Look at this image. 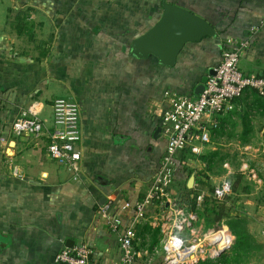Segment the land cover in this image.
Wrapping results in <instances>:
<instances>
[{"label":"crops","instance_id":"obj_1","mask_svg":"<svg viewBox=\"0 0 264 264\" xmlns=\"http://www.w3.org/2000/svg\"><path fill=\"white\" fill-rule=\"evenodd\" d=\"M203 1L201 11L181 5L228 29L217 38L188 44L177 64L165 67L154 56L138 59L130 54L132 41L159 16L154 11L149 15L147 0H0V264H61L56 255L70 247V240L73 246H88L98 264H126L119 233L103 219L101 207L110 202L118 212L146 194L166 150L159 118L173 97L196 95L221 62L228 34L251 42L241 58L242 71L264 76V0ZM25 6L55 17L51 51L41 60L21 49L23 37L6 28L9 8ZM59 97L81 104L83 159L77 178L50 156L47 137L37 141L11 132L15 119L34 103L51 127L52 105ZM237 102L251 109L254 100L246 92ZM252 112L250 142L242 143L243 124L236 117L241 132L232 136L235 141L223 133L213 138L235 142L240 154L257 150L255 129L262 128L264 139V116ZM211 143L201 154L192 153L195 158L178 153L172 187L177 196L192 175L193 188L208 193L219 165L232 173L227 158L231 148ZM241 170L253 171L247 163ZM197 211L200 217L201 208ZM121 213L128 222L132 209ZM155 217L151 214L136 229L134 245L141 252L136 264H164ZM252 221L264 225V206L249 217ZM195 225L204 226L201 217ZM249 230L264 243L259 231Z\"/></svg>","mask_w":264,"mask_h":264},{"label":"built area","instance_id":"obj_2","mask_svg":"<svg viewBox=\"0 0 264 264\" xmlns=\"http://www.w3.org/2000/svg\"><path fill=\"white\" fill-rule=\"evenodd\" d=\"M250 46L251 42L242 36L228 34L223 37L221 62L214 68L215 74L207 77L203 92L195 96L177 94L170 107L160 115L166 150L146 194L134 204L126 202L118 212H114L110 202L102 205L103 219L119 233L124 263L136 264L140 258L141 252L134 245L136 229L151 214H155L154 222L161 230L160 250L164 253V264H196L206 258L217 259L234 246L236 238L227 225H216L215 229L208 231L204 230V226H196L199 211L180 208L172 187L176 180L179 152L188 149L193 154H201L211 143L213 130L220 125L219 118L243 109L237 100L246 92L254 90L264 98V76L248 75L241 69V58ZM52 108L51 127L41 118V109L34 103L15 119L11 132L14 136L32 137L37 141L47 137L50 156L64 163L77 178L83 159L79 149L82 140L81 104L59 97L54 100ZM13 172L18 175L17 166ZM233 194V184L229 180L222 181L212 192L217 201H224ZM207 195L206 192L198 194L199 208ZM129 209H132V214L128 222H124L125 214L121 211ZM224 227H227L228 235L218 242L212 241L211 235ZM185 232L189 236H185ZM206 247L210 248L205 251ZM212 249L216 250L211 252ZM56 260L61 264H98L91 249L84 244L64 247L57 253Z\"/></svg>","mask_w":264,"mask_h":264},{"label":"trees","instance_id":"obj_3","mask_svg":"<svg viewBox=\"0 0 264 264\" xmlns=\"http://www.w3.org/2000/svg\"><path fill=\"white\" fill-rule=\"evenodd\" d=\"M169 1L181 5L177 0ZM190 10L194 12V10ZM35 11L36 9L34 7H27L22 8L17 13H15V10L13 8H9L6 28H9V30L15 32L18 37L27 38L30 44L38 43L37 48L41 49V51L39 53L40 56L37 60H41L42 57H46L50 53L51 49H49L50 47L48 46L52 43L54 35L52 34L49 40L47 41L38 39L35 31L37 24L35 23L34 19H32V12ZM160 14L157 20L159 19ZM205 18L215 25V27L218 29V35H220L222 32H226V30L228 29L224 27L223 29H221L220 26L212 22L213 20L211 18ZM42 24L43 23H40V25ZM154 24L149 26V28H151ZM247 94H249V96L252 97L254 100L251 109L257 110L262 116H264V98L259 96V94L254 90L248 91ZM250 115V113L244 112V110H235L227 114L226 116L219 118L220 125L218 128L213 130V136L216 133L219 135L224 133L223 131L227 126H231L232 128L235 127L236 123L234 118L238 117L243 124L241 141L244 144L250 142L251 134L253 132V126ZM182 152L185 153L183 154L184 157H196L188 149L183 150ZM199 158L207 160V157L203 155H201ZM208 163L211 166L212 162L210 163L209 161ZM244 176L245 174L243 171H239L235 173V175H233V178L235 179V183L232 182L234 193L238 192L240 186L239 183L243 180ZM248 188L249 187H245V190H248ZM212 192L213 189L212 191H210L209 187V195L206 196L201 205L200 217L203 220L204 230L208 231L216 225L225 223L232 231L236 240L234 246L225 253H223L219 258L214 260L207 259L203 262L208 264H249L250 260L253 258V256H255V253L262 252L264 250V243L259 242L257 238L253 235V233H251L248 227L249 222L247 218L241 217L239 215L233 216L231 214L232 208H227L226 205V200L229 197L224 201H217L213 198ZM198 194L199 192L195 188L190 189L188 188V185L185 184L180 189V194L178 196V206L189 211L199 210L200 208L198 207L197 203ZM262 202H264V200ZM156 243H158V241H156Z\"/></svg>","mask_w":264,"mask_h":264},{"label":"rangeland","instance_id":"obj_4","mask_svg":"<svg viewBox=\"0 0 264 264\" xmlns=\"http://www.w3.org/2000/svg\"><path fill=\"white\" fill-rule=\"evenodd\" d=\"M132 1H138V0H132ZM180 4H184L187 7H191L194 8L195 10L201 11L203 9V6H205L206 2H204L203 0H177ZM162 2L163 0H147L148 3V12L149 15L151 13H154L155 15H159L160 13H162L163 9H162ZM24 8H27L26 6ZM20 9L22 8H16L15 13H17ZM154 15V16H155ZM161 15V14H160ZM153 17V15H152ZM151 17V18H152ZM55 17H51L48 16L46 14H44L41 11H35L32 12V19H34L35 23L37 24L36 27V35L38 37L39 40H49L50 36L53 34L55 35L56 33V24L54 22L51 21V19H54ZM40 23H43L42 25H40ZM9 33H12L11 31H8ZM15 33V32H13ZM38 43L36 44H30L27 40V38H22L19 42V47L21 49H25V51H28L30 54L34 53V55H38L41 51V49L37 48ZM240 104V103H239ZM246 108V107H245ZM244 110V112H248L251 115H254L255 113L252 112V109H250L249 107H247L246 109H242ZM256 116V114L254 115ZM238 118V117H236ZM235 118V119H236ZM255 119V118H254ZM237 125H235V127H231V126H227L225 128V130L223 131V135L226 137H231L232 140L235 141V135H237V133L241 132V125H239L236 128ZM260 126V125H259ZM262 129V128H261ZM261 129H255L257 132V134H255L256 138L254 142V147L256 146L257 150H249V153L246 151H244V149L242 148L240 151H244L243 154L239 153V150H237V146L235 145V142H229V140L226 138L224 139H219V138H213L211 142L217 145H221V146H226L230 149V152L228 153V161L232 167V173H228V170L226 168H224L223 166L219 165L216 168V172H218L217 174H211L212 177H210L209 180V184H210V191H212V189H214L215 186L219 185L222 183V181L225 180H229L233 183H235V179L233 178V175H235V173L239 172V171H245V170H241L242 166L244 163H247L251 168H252V174H250V171H248L243 180L239 183V190L237 193H234L232 196H230L227 200H226V205L227 208H232L231 210V214L233 216L235 215H240V216H245L247 217V219L249 220V217L251 219V217H253L257 211L259 210V208L261 206H264V202H262L264 200V139L262 138V135L259 133L261 131ZM235 138H233V137ZM218 137V136H217ZM211 143V144H212ZM232 143V144H231ZM226 144V145H225ZM239 147V146H238ZM257 147H260L259 149ZM238 151V152H236ZM245 167V166H244ZM246 169V168H244ZM245 187H249L248 190H245ZM209 190V189H208ZM207 190V191H208ZM211 194V193H210ZM209 195V193H208ZM222 225H226L225 223L221 224ZM251 225V226H249ZM248 227L249 229L252 228V231L255 232L256 231L261 234V236L264 238V235L262 234V230L264 228V225L261 226L260 223H254L252 221V223H249ZM262 227V228H261ZM216 227L214 226L213 229H215ZM227 229V227H224ZM212 229V230H213ZM217 232V231H216ZM215 232V233H216ZM213 233V234H215ZM185 236H189L188 233H183ZM257 236H259L257 234ZM212 237V236H211ZM257 239H260L259 237H256ZM210 239V237H209ZM212 241H215L214 238L212 237ZM216 242V241H215ZM210 248V247H209ZM208 247L204 248L205 251L209 249ZM203 249V250H204ZM216 249H212L211 252H214ZM214 260V259H210V258H206V260ZM203 261L205 260H201L200 262L196 263V264H208V263H204ZM249 264H264V250L262 252H258L255 253V256H253V258L250 260Z\"/></svg>","mask_w":264,"mask_h":264},{"label":"water","instance_id":"obj_5","mask_svg":"<svg viewBox=\"0 0 264 264\" xmlns=\"http://www.w3.org/2000/svg\"><path fill=\"white\" fill-rule=\"evenodd\" d=\"M163 11L156 23L147 31L136 37L130 47V54L138 59L154 56L165 67H174L180 54L190 43L203 39L217 38L218 29L205 17L169 0H163ZM211 74H215V69ZM205 88L200 84L195 91L200 95ZM161 131V128H159ZM195 176L188 181V188L192 189ZM73 241L67 245L73 247Z\"/></svg>","mask_w":264,"mask_h":264},{"label":"bare ground","instance_id":"obj_6","mask_svg":"<svg viewBox=\"0 0 264 264\" xmlns=\"http://www.w3.org/2000/svg\"><path fill=\"white\" fill-rule=\"evenodd\" d=\"M228 229L223 228L220 231L216 232L215 234H212L211 236L214 238L216 242L220 241L222 238L226 237L228 235Z\"/></svg>","mask_w":264,"mask_h":264}]
</instances>
